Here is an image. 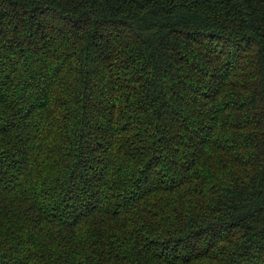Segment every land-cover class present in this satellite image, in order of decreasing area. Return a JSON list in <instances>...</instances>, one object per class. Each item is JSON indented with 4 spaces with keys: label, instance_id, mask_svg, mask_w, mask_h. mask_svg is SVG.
<instances>
[{
    "label": "trees",
    "instance_id": "1",
    "mask_svg": "<svg viewBox=\"0 0 264 264\" xmlns=\"http://www.w3.org/2000/svg\"><path fill=\"white\" fill-rule=\"evenodd\" d=\"M0 264H264V0H0Z\"/></svg>",
    "mask_w": 264,
    "mask_h": 264
}]
</instances>
